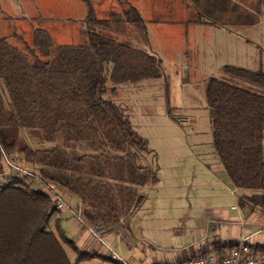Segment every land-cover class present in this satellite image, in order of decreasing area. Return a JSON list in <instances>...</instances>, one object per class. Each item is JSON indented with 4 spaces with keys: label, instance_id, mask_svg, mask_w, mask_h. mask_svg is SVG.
<instances>
[{
    "label": "trees",
    "instance_id": "16d2710c",
    "mask_svg": "<svg viewBox=\"0 0 264 264\" xmlns=\"http://www.w3.org/2000/svg\"><path fill=\"white\" fill-rule=\"evenodd\" d=\"M84 1L88 5L85 45L54 49L50 33L43 28L34 30L27 52L0 39V81L9 98L6 105L0 85V166L1 147L10 155L19 153L44 183L79 198L90 226L109 228L128 222L143 204L145 197L138 188L159 181L157 172L144 164V154L151 152L148 139L134 129L114 97L120 84L163 78L164 69L156 56L112 33L113 22L122 21V16L99 19L92 0ZM124 14L145 34V22L136 8L129 6ZM239 17L247 25L255 21L252 15ZM223 72L231 81L211 77L205 90L213 145L231 184L253 191L248 201L264 206V93L232 80L264 89V72L229 65ZM166 100L168 115L174 117L168 94ZM17 128L41 129L46 141L63 132L70 142L89 144L91 152L71 156L61 146L20 150L10 136ZM25 185L18 178L8 185L0 183V264H74L62 242L75 248L76 262L88 258L63 232L60 240L46 230L58 210L55 202L47 192ZM256 250L264 254V246Z\"/></svg>",
    "mask_w": 264,
    "mask_h": 264
},
{
    "label": "rangeland",
    "instance_id": "374dc122",
    "mask_svg": "<svg viewBox=\"0 0 264 264\" xmlns=\"http://www.w3.org/2000/svg\"><path fill=\"white\" fill-rule=\"evenodd\" d=\"M22 1L20 0V2ZM35 1L39 4L44 17L39 20V25L42 21L44 24L46 22V30L52 37L54 49L61 45H85L88 43V28L85 21L88 5L84 0ZM128 1H109L103 11L97 13L98 18L115 20L117 18L114 15H118L119 18L122 16L123 8L127 9ZM1 2L4 3L5 0H1ZM92 3L95 8L96 0H92ZM145 3L150 9L151 0H145ZM261 9L264 12V6ZM202 18H207L206 14H203ZM138 30L139 28L132 24L130 32L124 33V36L121 25H117L115 21L112 25V33L118 40L130 42L133 46L141 43L144 37L141 30H139L140 34L134 35ZM245 31L247 30L244 29ZM18 49L27 52L25 48ZM152 50L156 49L152 47ZM158 52L162 59V68L167 70L171 55ZM195 57L191 55L188 58V63L184 64L189 69L184 72V93L187 102L185 108L177 112L179 115H184L182 117L194 119L192 123H180L160 110L157 100L161 94H165L163 78L120 84L118 86L120 91L117 90L114 97L121 98L130 106L129 113L126 107L124 109L130 117L134 129L149 140L151 152L144 154V164L157 172L158 182H160L138 188L139 193L145 197L144 203L134 211L130 226L125 232H121L123 238L119 242L116 239L113 241L105 239L103 233L98 231L106 244V246L103 245L105 249L111 257V251L116 252L123 260L122 264H159L185 261L194 256V248L197 243L217 238L215 235L220 234L222 230L221 220L230 222L231 219L237 217L239 212L249 213L250 208H255V206L242 204L241 200L239 202V196L233 195L232 190L227 189L224 184L219 182L220 175L211 173L202 164L213 146L211 118L205 95L206 78L214 76L231 81V77L227 76L223 69L218 71V68L224 66V62L236 66L235 61L230 57H217L216 63L208 64L204 59ZM184 59L186 57H183L182 60ZM251 63L250 46L244 45L243 61L238 67L254 68L255 65H251ZM195 66L205 69L197 71ZM232 80L241 87L264 93L263 88L240 79ZM151 83H155V85H150ZM0 85L6 105H8L7 89L1 81ZM107 96L110 94L108 93ZM10 136L17 140L20 150L26 147L35 150H50L61 146L71 156L91 152L89 144L70 142L63 132L54 141H46L41 129L17 128L14 133L10 131ZM2 172L1 164L0 173ZM5 178L0 181L2 185H8L12 178H18L31 189L50 192L46 184L33 176L22 178L17 174H8ZM52 186L60 192L66 205L62 209L54 211L46 225V230L54 233L61 240L60 236L63 232L62 225H60L62 220L59 219L61 213H67L69 217L66 227L77 230L81 222L73 216L72 211L83 216V208L78 205L72 193L63 188ZM244 193L254 194L253 191L238 190L237 195L243 198ZM245 198L247 199V197ZM249 205H251L250 202ZM255 210L259 215L258 221H264V206H257ZM244 220L242 226L241 222L236 219V225L240 231L242 227L243 229L246 227V230L250 232V225L253 223H246ZM62 244L69 259L75 262L77 251L64 242ZM129 252L133 253L129 254ZM134 253H136V257ZM207 254L209 253L200 255Z\"/></svg>",
    "mask_w": 264,
    "mask_h": 264
},
{
    "label": "crops",
    "instance_id": "0c3cea01",
    "mask_svg": "<svg viewBox=\"0 0 264 264\" xmlns=\"http://www.w3.org/2000/svg\"><path fill=\"white\" fill-rule=\"evenodd\" d=\"M109 1L111 0H96V15L99 11H103ZM129 6L137 9L146 25L145 34L142 32L144 37L141 43L136 46L147 50L161 61L158 51L165 55L167 53L171 55L169 57V67L164 70L165 94L159 96L157 104L160 106V110L168 115L166 100L168 94L170 107L175 113L172 118L180 123L194 122V119L190 117L185 118L182 117L184 115L177 114L185 108L187 102L184 93V72L189 69L184 64L188 63V58L191 55L196 56L197 59H204L208 64L216 63L217 57H230L234 59L235 67H238L241 66L240 63L243 61L244 45H249L251 65H255V67L247 69V67L242 66L239 68L264 72V12L261 9L264 6V0H151L150 9L147 8L145 0H129L126 8ZM124 10L125 8H123L122 13L123 20L116 21V23L122 26L123 35L125 36L124 33L130 32L132 23L127 21ZM203 14H206L207 18H202ZM243 15H252L255 19L254 23L251 25L244 24L243 17H239ZM42 18H44L43 12L35 0H23L22 2L20 0H5L4 3L0 0V39H6L11 45L17 48H25V51H27V47L32 46L34 30L37 28L46 30V22L44 24V21H42L39 25V20ZM244 29L247 31L244 32ZM115 30L117 31V29ZM139 30L134 35L140 34ZM152 47L156 50H152ZM183 57H186V59L182 60ZM224 63V66H228V62ZM224 66L219 67L218 71L223 69ZM202 69L205 68L196 67L197 71ZM193 71L195 72V68ZM210 78H206V82ZM150 85H155V83ZM192 97H194L193 94ZM114 99L118 104L122 103L120 105L126 107L128 113L131 111L130 106L123 102L121 98ZM262 143L264 147V134ZM207 154L202 162L204 168H208L211 173L219 174V182L224 184L227 189L232 190L233 195L239 196V199H237L240 202L242 198L237 195L238 189L231 184L214 145ZM251 194L244 193V197ZM75 200L82 207L76 196ZM244 200L246 205L254 206L253 204L249 205L248 199L244 198ZM256 207L254 209L250 208L249 213L239 212L237 217L231 219L230 222L221 220V233L215 235L217 238L212 241L205 240L197 243L196 248H194V256L207 252L209 254L221 252L227 243L236 244L243 238H247L253 249L257 253H261L256 250V247L264 246V221H258L259 215L255 210ZM60 216L59 219L62 220L60 225H62L61 229L65 237L71 240L80 252L89 255L88 258L80 262H76V257L75 262L72 263L122 264V262L111 257L104 247L106 245L101 241L102 238L96 237L84 224L80 223L79 229L72 230L66 227L69 222L67 213H61ZM236 219L241 222L242 226L244 219L246 223H253V225H250L251 231L246 230V227L244 229L242 227L240 231L236 225ZM130 220L109 228L95 229L101 231L105 239L109 241L116 239L119 242L123 238L122 233L130 226ZM216 229L217 227L215 231ZM72 248L75 250L74 247ZM132 253L129 252V254ZM134 255L137 256L136 253Z\"/></svg>",
    "mask_w": 264,
    "mask_h": 264
},
{
    "label": "built area",
    "instance_id": "2783aa9c",
    "mask_svg": "<svg viewBox=\"0 0 264 264\" xmlns=\"http://www.w3.org/2000/svg\"><path fill=\"white\" fill-rule=\"evenodd\" d=\"M1 164L3 166V172L0 173V181L6 179V175L17 174L22 178H27L33 176L36 179L42 181L40 174L35 171L32 167L27 165L21 158L20 154L10 155L1 147ZM5 170V172H4ZM43 182V181H42ZM44 183V182H43ZM46 184V183H44ZM50 192H47L52 200L55 202L57 209H62L66 203L63 201L60 192L54 188L52 185L60 186L55 184H46ZM73 216L79 219V221L84 224L96 237L101 239L99 232L92 226L88 224L84 216H80L75 211H72ZM105 244V242L101 239ZM106 245V244H105ZM111 251V250H110ZM112 252V258L118 259L121 262L123 260L118 256L116 252ZM124 264V263H123ZM159 264H264V254L257 253L253 247L250 245L247 238H243L241 241L237 242L233 246H225L221 252L207 255H198L188 258L185 261L177 263H159Z\"/></svg>",
    "mask_w": 264,
    "mask_h": 264
},
{
    "label": "water",
    "instance_id": "95a60500",
    "mask_svg": "<svg viewBox=\"0 0 264 264\" xmlns=\"http://www.w3.org/2000/svg\"><path fill=\"white\" fill-rule=\"evenodd\" d=\"M78 200H79V198H77ZM80 201V200H79ZM104 227H98L97 229L98 230H101V229H103Z\"/></svg>",
    "mask_w": 264,
    "mask_h": 264
}]
</instances>
